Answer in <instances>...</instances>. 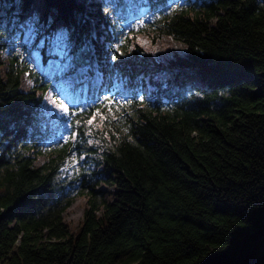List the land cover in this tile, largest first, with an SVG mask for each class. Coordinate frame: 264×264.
<instances>
[{
    "label": "trees",
    "instance_id": "1",
    "mask_svg": "<svg viewBox=\"0 0 264 264\" xmlns=\"http://www.w3.org/2000/svg\"><path fill=\"white\" fill-rule=\"evenodd\" d=\"M34 49L62 64L54 78L73 81L69 110L83 115L44 110L54 85ZM105 96L132 103L65 143L62 120L107 114ZM263 221L264 0H0V264H201Z\"/></svg>",
    "mask_w": 264,
    "mask_h": 264
},
{
    "label": "rangeland",
    "instance_id": "2",
    "mask_svg": "<svg viewBox=\"0 0 264 264\" xmlns=\"http://www.w3.org/2000/svg\"><path fill=\"white\" fill-rule=\"evenodd\" d=\"M41 5L38 3L34 8V12L37 14L41 10ZM19 27L22 29L21 31V42L28 43L31 41L32 38V24L31 20H28L26 16L22 18V21L19 24ZM63 31H59L50 39V53L51 54H61L63 47H62V39H63ZM136 41L139 45H147L150 44L154 49H159L164 46L174 47L175 49L179 50L182 46L175 40H171L166 36H160L156 39L152 40L150 35L147 36L145 33H137ZM38 44L41 43V38L37 40ZM152 42V43H151ZM27 61L31 63L32 68L41 73L47 79H50L53 82L54 89L49 90L46 95L44 96L43 101V108L47 113H55L58 116H61L58 110L57 105L61 100L64 101L65 104L68 105L72 101L71 95L67 90L68 85L62 82L56 81L55 76H59L63 70L62 64L55 58L49 57L45 62H42V58L40 53L34 49L29 53V57ZM23 78V87L25 89H29L32 87V81L30 78L25 74L22 76ZM72 82V81H70ZM71 84V83H70ZM97 124H99V120L97 119ZM98 127H96L97 129ZM67 131L65 130V121L62 124V128L60 134H65ZM44 158H40L42 160ZM78 163L76 164L75 168L66 167V173L73 175L79 173L80 169L82 168V164L80 160L77 159ZM72 160L68 163L70 165ZM85 206V198L77 197L74 199L71 206L66 210L64 213V219L69 224L71 230H75L80 223L82 218L83 209Z\"/></svg>",
    "mask_w": 264,
    "mask_h": 264
},
{
    "label": "snow or ice",
    "instance_id": "3",
    "mask_svg": "<svg viewBox=\"0 0 264 264\" xmlns=\"http://www.w3.org/2000/svg\"><path fill=\"white\" fill-rule=\"evenodd\" d=\"M176 7H179V5H177ZM175 10H176L175 8L172 9V11H175ZM139 23L142 24L143 22L140 21ZM113 59H115V57H113ZM102 103H105L107 107V114L104 111H102L101 108L98 107L92 111L90 117L86 120H83V121L76 120L75 124L68 123L67 121H65V130L69 133V135L67 136L61 135V139H63L65 143H67L69 139H71L73 141V146H74L75 142L77 141L78 136L81 135V133L78 131L72 130L73 128H85L86 127L87 131L83 132L82 134L85 136L91 135L94 127H102L105 123H111V121H109L108 119V115H112L113 119L119 118L115 116V114L113 113V106H116V110L119 111L120 108L124 104H131L132 101L131 100H126V101L116 100L115 98H109L105 96L103 98ZM57 107H58L60 115L62 117H67L69 120L76 115H83V112H84V109H80L79 112H70L69 105L65 104L63 100L59 102ZM97 119L99 120V124H97ZM104 135L107 136L108 133L105 132ZM87 142L89 144L93 143L91 139H89ZM71 159H72V163L70 165H67V167L75 168L78 161L76 160L74 152L71 153ZM80 159H83V157H80Z\"/></svg>",
    "mask_w": 264,
    "mask_h": 264
},
{
    "label": "water",
    "instance_id": "4",
    "mask_svg": "<svg viewBox=\"0 0 264 264\" xmlns=\"http://www.w3.org/2000/svg\"><path fill=\"white\" fill-rule=\"evenodd\" d=\"M201 264H264V221L258 229L237 240L232 248L205 256Z\"/></svg>",
    "mask_w": 264,
    "mask_h": 264
}]
</instances>
